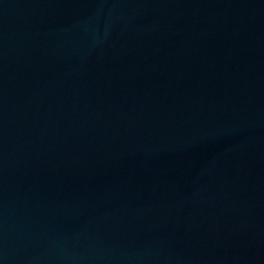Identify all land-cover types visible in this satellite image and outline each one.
Segmentation results:
<instances>
[{
  "label": "water",
  "instance_id": "water-1",
  "mask_svg": "<svg viewBox=\"0 0 264 264\" xmlns=\"http://www.w3.org/2000/svg\"><path fill=\"white\" fill-rule=\"evenodd\" d=\"M0 264H264V0H0Z\"/></svg>",
  "mask_w": 264,
  "mask_h": 264
}]
</instances>
